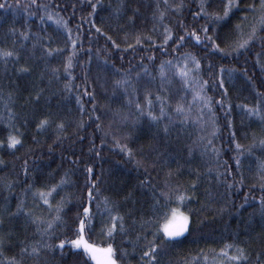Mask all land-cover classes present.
<instances>
[{"label":"trees","instance_id":"obj_1","mask_svg":"<svg viewBox=\"0 0 264 264\" xmlns=\"http://www.w3.org/2000/svg\"><path fill=\"white\" fill-rule=\"evenodd\" d=\"M234 2L216 22L224 0H0V264H94L59 245L84 207L85 238L117 264H148L151 243L155 264H264V120L249 114L264 115V32L233 51L260 0ZM175 207L188 231L154 237Z\"/></svg>","mask_w":264,"mask_h":264},{"label":"snow or ice","instance_id":"obj_2","mask_svg":"<svg viewBox=\"0 0 264 264\" xmlns=\"http://www.w3.org/2000/svg\"><path fill=\"white\" fill-rule=\"evenodd\" d=\"M33 3H35V0H33ZM5 7L4 4H0V8ZM96 6L93 5V8H95ZM174 7H176L174 5ZM237 7L234 0H224L223 3V12L219 13V12H213L211 15L214 18V20L216 22H220V21H224L225 18H230V13L232 12L233 8ZM248 10L250 11H256L257 10V6L256 5H249L247 6ZM239 10V9H237ZM204 11V7L203 5L201 6V12ZM207 15V13H206ZM50 19L52 18L51 16L49 17ZM241 19H247V17H241ZM257 22L256 24H254L251 27L250 32L244 36L243 33H241V39H239V41L236 43V48L233 49V51H237L239 49H245L249 46V44L251 42H254L257 38V32H264V0H260V4H259V15L256 18ZM237 29L241 28V25L237 24L236 25ZM205 33H207V26H205L204 28ZM99 31V30H98ZM25 35H27L25 33ZM171 33L169 32L168 36H170ZM193 36H195V38L199 41L201 40V37L196 35L195 32L192 33ZM168 36H165V40L164 42L167 43L168 40ZM109 39H111L109 37ZM184 39L183 37H181V40ZM209 40H212V37L209 36L208 37ZM261 40H264V37H260ZM73 44H75V41H72ZM177 43H179V41H177ZM213 47L219 49V51L224 52L225 49L220 48V46L218 44H216L215 42H213ZM12 53L10 51L8 52H2L0 51V56H11ZM194 60V67L198 70L200 67V62L198 60H195V58H193ZM68 67H71V62L69 60V63L66 65V70ZM223 68V66H222ZM181 75L187 76L188 74V70L185 69H180ZM163 74V73H162ZM117 83H121L120 81H117ZM206 83V82H205ZM220 87H223V81L220 82ZM197 95H199V93H197ZM210 100V98L205 99V103H208V101ZM149 103H151V101H149ZM140 106L137 105V108H139ZM210 107V104H209ZM245 108H248V105L244 106ZM177 111L181 112L183 111L182 106L178 105L177 106ZM161 112L163 113V108L161 109ZM250 115H257L260 116L262 120H264V115H261V112L257 109H250L249 111ZM148 116L152 119V120H156L157 117L154 116L151 112H148ZM45 124H47V120H42L40 122L39 125H37V127H42ZM165 131H167V129H165ZM18 143H20L19 138L16 136H9L8 138V144L9 147H14L16 146ZM261 144H264V140L261 141ZM123 147V146H122ZM237 148H241V145L237 144ZM128 154L131 155V150H128ZM237 164H239V158H237ZM260 168L264 169V162H262L260 164ZM93 169L91 167L88 168V172L91 174L93 173ZM261 179H264V177H261ZM93 185L95 184V181L91 182ZM58 186L57 185H53L52 188H50L48 190L47 195H51L52 192H54L56 190ZM262 187H264V185H262ZM41 198L43 199L45 204H49V200L46 198V194L41 191ZM89 199L92 198V191L91 189L89 190L88 193ZM178 202H183L184 200L187 199V197L183 194L180 193L177 197H176ZM262 206H264V199H262L261 201ZM20 208L22 209V205L20 206ZM61 207L57 206L56 211L60 212ZM90 209L88 207H84L83 208V215L79 220V226H78V231L79 234L77 235V237L71 241H65V240H60L59 241V245L61 248H63V246L66 243H70L73 248L76 249H80L82 248L84 253L88 256L91 257V260L95 261V264H117L116 260L113 258L114 256V249L113 246L111 244H108L107 247H100L95 243H90L88 239L85 238V228L86 226L90 223V221L87 219L90 216ZM60 217L57 216L54 219H59ZM37 220H39L40 218H36ZM122 220V217L119 216H113L112 220H113V224L111 225V227L109 228L108 231V235L109 237H111L113 231L116 229V220ZM189 216L186 215L184 212L179 211V209H173L171 216L166 220L165 223H163L157 230L156 233H154V237L158 236L160 234V232L162 231L163 236L165 238L168 239H172V238H176V237H181L185 232L188 231L189 229ZM52 224L51 222H48V226L47 229H38L39 231H41L42 233L47 232L48 229H51ZM121 230H123V224L121 223L120 225ZM39 243V242H37ZM226 248H232L233 245L230 243H226L225 245ZM39 247H34L32 249L33 252L38 253L39 252ZM26 251V249L24 250ZM158 251V247L155 243H151L149 250L147 252H145L143 254V256L141 257V259H148V264H155V252ZM221 252H224L225 249H221ZM236 255H233L230 257V260L232 261H240L243 262L247 259V257L244 255V249L243 248H236ZM12 264H17V262L14 260H12Z\"/></svg>","mask_w":264,"mask_h":264},{"label":"rangeland","instance_id":"obj_3","mask_svg":"<svg viewBox=\"0 0 264 264\" xmlns=\"http://www.w3.org/2000/svg\"><path fill=\"white\" fill-rule=\"evenodd\" d=\"M173 209H179V211H182L180 208H178V207H175V208H172L169 212H168V214L166 215V217L164 218V220L162 221V223H161V225L163 224V223H165L166 222V220L171 216V213H172V210ZM182 212H184V211H182ZM185 213V212H184ZM186 214V213H185ZM186 215H188V214H186ZM162 232V231H161ZM163 234V233H162ZM90 242V241H89ZM91 243V242H90ZM100 247H103V246H100ZM94 262V264H95V261H93Z\"/></svg>","mask_w":264,"mask_h":264}]
</instances>
